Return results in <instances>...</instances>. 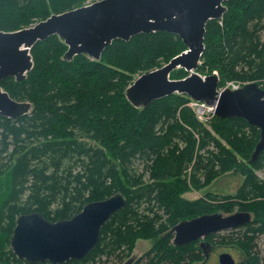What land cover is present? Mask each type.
Instances as JSON below:
<instances>
[{"label": "trees", "instance_id": "trees-1", "mask_svg": "<svg viewBox=\"0 0 264 264\" xmlns=\"http://www.w3.org/2000/svg\"><path fill=\"white\" fill-rule=\"evenodd\" d=\"M88 2L0 0V32L30 28ZM225 6L224 18L207 24L198 73H216L220 87L231 82L264 87V0H229ZM68 49L58 36L40 42L31 51L34 68L27 79L0 83L14 100L34 106L31 115L17 120L0 116V264H29L11 250L20 215L68 220L88 203L117 193L126 196L127 205L104 225L96 249L86 260L65 264H201L210 248L205 252L199 242L175 246L174 228L206 214L236 211L250 212L252 222L205 241L236 248L244 256L240 264H262L256 248L264 236V180L257 173L264 170V151L248 165L259 129L243 118L214 115L202 122L187 96L175 94L145 109L126 97L137 77L187 51L182 39L159 32L129 43L117 40L101 61L82 55L67 62ZM188 75L177 70L171 78ZM230 173L244 178L235 195L184 197ZM141 240L153 244L135 260Z\"/></svg>", "mask_w": 264, "mask_h": 264}, {"label": "water", "instance_id": "water-1", "mask_svg": "<svg viewBox=\"0 0 264 264\" xmlns=\"http://www.w3.org/2000/svg\"><path fill=\"white\" fill-rule=\"evenodd\" d=\"M228 1L99 0L52 15L30 28L0 32V83L9 77L25 81L34 68L32 49L54 36L68 46L64 60L71 62L82 55L101 61L104 51L117 40L129 43L141 34L159 32L177 35L187 51L162 68L139 76L126 90L128 101L137 109H145L154 101L177 94L213 107L220 119H245L260 131V140L248 162L253 166L264 151V90L259 83L236 91L219 90L220 78L216 73L210 76L198 73L205 52L207 24L224 18ZM177 70H185L189 75L172 79L171 74ZM33 107L31 102L12 99L0 86L1 117L17 120L31 115ZM126 205V196L117 193L103 201L88 203L68 220L50 222L38 212L20 215L10 241L11 250L29 264L86 260L96 249L104 225ZM252 218L250 212H238L206 214L182 221L174 228L173 244L182 247L199 242L202 248H211L204 241L206 237L244 227ZM219 263L237 264L229 253L221 254Z\"/></svg>", "mask_w": 264, "mask_h": 264}, {"label": "rangeland", "instance_id": "rangeland-1", "mask_svg": "<svg viewBox=\"0 0 264 264\" xmlns=\"http://www.w3.org/2000/svg\"><path fill=\"white\" fill-rule=\"evenodd\" d=\"M92 1L93 0H89L88 4H90ZM226 87L227 85L225 87H219V90L225 89ZM260 87L264 90V87L262 85H260ZM229 89L232 90V88H229ZM257 174L260 179L264 180V170L259 171ZM243 182H244L243 177H241L237 173H230V174L223 176L219 180L215 181L211 186L204 189L202 192L199 193V192H195L194 190H192L191 192H188L184 197L190 200H196L202 197V195H204V193L206 192H211V193H214L222 197H225L228 195H235L240 189V186L243 184ZM3 190H4V180L3 181L0 180V194L3 192ZM237 212L238 211H236L235 213ZM224 215H228V214H224ZM228 233L229 231L223 232L221 234H228ZM152 244L153 243L149 241H143V240L139 241L137 243L136 250L134 252L135 260L144 256V254L150 249ZM256 250L258 251L260 256L264 258V236L258 239ZM224 253L231 254L236 260V262H238L239 264L244 261L243 254L239 252L236 248L231 247V246L225 247V246L218 245L215 248L211 249L209 253V259L207 260L205 264H220L219 256ZM126 262L127 261H124L123 264H126ZM114 263L115 261H111V262L106 261V262L95 263V264H114ZM262 264H264V261Z\"/></svg>", "mask_w": 264, "mask_h": 264}, {"label": "built area", "instance_id": "built-area-1", "mask_svg": "<svg viewBox=\"0 0 264 264\" xmlns=\"http://www.w3.org/2000/svg\"><path fill=\"white\" fill-rule=\"evenodd\" d=\"M244 86L245 85H243L241 83L231 82V83H228L227 87L225 89H222V90L224 91V90H227L229 88H232L233 91H236V90L241 89ZM190 106L194 109L198 119L202 122H207L212 116L215 115V109L212 107H209L205 103L192 101Z\"/></svg>", "mask_w": 264, "mask_h": 264}, {"label": "flooded vegetation", "instance_id": "flooded-vegetation-1", "mask_svg": "<svg viewBox=\"0 0 264 264\" xmlns=\"http://www.w3.org/2000/svg\"><path fill=\"white\" fill-rule=\"evenodd\" d=\"M207 242V241H206ZM208 243V242H207ZM200 245V244H199ZM202 248V247H201ZM213 248H215V247H211L210 248V250H209V252H207L208 254L210 253V251H211V249H213ZM203 250H205V252H206V249H204V248H202ZM207 255V254H206ZM207 257V256H206ZM207 259V258H206ZM205 259V261L204 262H202L201 264H205L206 262H207V260ZM209 259V258H208ZM237 264H239L238 262H236Z\"/></svg>", "mask_w": 264, "mask_h": 264}, {"label": "bare ground", "instance_id": "bare-ground-1", "mask_svg": "<svg viewBox=\"0 0 264 264\" xmlns=\"http://www.w3.org/2000/svg\"><path fill=\"white\" fill-rule=\"evenodd\" d=\"M8 93V92H7ZM9 94V93H8ZM11 97V96H10ZM12 98V97H11ZM13 99V98H12ZM210 107V106H209ZM213 108V107H212ZM217 213H220V212H217ZM238 213V212H237ZM212 214H215V213H212ZM221 214H223V213H221ZM234 214H236V213H234ZM233 215V214H232ZM198 218V217H197ZM195 219V218H194ZM193 220V219H192Z\"/></svg>", "mask_w": 264, "mask_h": 264}]
</instances>
